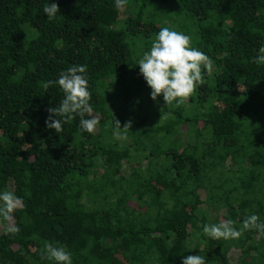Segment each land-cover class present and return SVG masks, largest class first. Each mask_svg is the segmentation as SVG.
Masks as SVG:
<instances>
[{
  "label": "trees",
  "instance_id": "obj_1",
  "mask_svg": "<svg viewBox=\"0 0 264 264\" xmlns=\"http://www.w3.org/2000/svg\"><path fill=\"white\" fill-rule=\"evenodd\" d=\"M161 27L190 35L213 71L160 121L168 109L137 61ZM261 46L264 0H0V192L23 200L18 235L0 221V264H55L40 258L44 241L72 264H264L256 230L203 235L221 220L264 221ZM72 65L87 66L94 134L78 116L60 134L45 123L64 97L42 84ZM114 117L131 121L127 139L114 138Z\"/></svg>",
  "mask_w": 264,
  "mask_h": 264
},
{
  "label": "clouds",
  "instance_id": "obj_2",
  "mask_svg": "<svg viewBox=\"0 0 264 264\" xmlns=\"http://www.w3.org/2000/svg\"><path fill=\"white\" fill-rule=\"evenodd\" d=\"M127 4V0H115V7L119 10ZM49 20L55 19L59 13L57 3H49L43 8ZM259 54L252 59L257 65H264V46L258 50ZM140 74L151 89V99L163 96L168 111L161 108L160 121L169 115V109L179 108L196 94L197 89L204 84L205 76L211 75L213 61L203 51L192 45V37L169 27H161L155 35L151 47L138 59ZM58 84L63 91V99L59 106L49 107V117L45 121L49 129L60 134L64 131L63 124L71 122L77 116L80 127L84 132L94 134L100 123L90 104L92 92L89 90L86 65H72L61 71L55 81L43 82L42 87L47 90ZM53 116L57 119L53 120ZM114 116V115H113ZM88 117V118H86ZM159 121V122H160ZM113 135L117 140L127 139L131 121L124 123L114 117ZM23 207V200L13 191L0 192V221L6 222V234L18 235L20 228L12 223L13 214ZM232 219L221 220L219 223L205 224L203 235L214 240H236L246 230H256L264 236V221L257 214L247 216L239 229ZM41 260L54 261L55 264H72V254L66 246L59 242H43ZM182 264H207L202 255H189L183 258Z\"/></svg>",
  "mask_w": 264,
  "mask_h": 264
},
{
  "label": "rangeland",
  "instance_id": "obj_3",
  "mask_svg": "<svg viewBox=\"0 0 264 264\" xmlns=\"http://www.w3.org/2000/svg\"><path fill=\"white\" fill-rule=\"evenodd\" d=\"M231 253H229V255H230Z\"/></svg>",
  "mask_w": 264,
  "mask_h": 264
}]
</instances>
